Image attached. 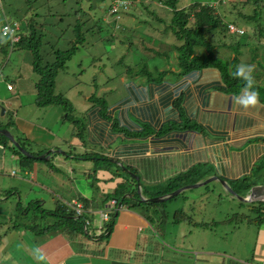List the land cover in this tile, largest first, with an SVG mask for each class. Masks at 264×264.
I'll use <instances>...</instances> for the list:
<instances>
[{
  "label": "crops",
  "instance_id": "crops-1",
  "mask_svg": "<svg viewBox=\"0 0 264 264\" xmlns=\"http://www.w3.org/2000/svg\"><path fill=\"white\" fill-rule=\"evenodd\" d=\"M256 41L260 47L254 43ZM214 52L216 58L235 63L237 67L254 66V81L264 88V69L256 73V66L259 64L255 62L257 58H264V37L261 40H236L231 44L228 42L217 46ZM173 59L175 60L172 67L165 69L167 65H161L157 70L164 79L151 81L146 78L140 83L124 80L126 96L107 99V108L99 104L89 110V141L85 142L84 146L93 143L106 147L116 157L108 159L119 162L113 171L104 162V166L96 160L88 162L91 164L90 172L95 175V186L90 185L88 181L87 184L78 186L77 181L73 182L71 178L69 179L72 182L58 181L63 175L53 178L51 170L62 169L51 167L49 170V166L45 168L43 160L40 159H37V171L39 175L44 176V181L38 183L35 178L36 168L32 163L36 159H29L32 158L31 155L25 156L12 149L8 137L5 142L0 141V190L6 189L3 174L7 165L16 166L17 169L11 170L13 177L31 185L40 184L41 189H46L56 203L55 208L45 212L42 205L39 215H52L54 220L42 228L36 223L31 230L30 226L27 227L21 221L22 215L18 208L22 207L21 213H28L32 200L27 197L24 203L19 190L14 192L18 202L13 205L12 212L16 217L19 215L20 220L19 224H13L12 217L8 216L5 224L0 223V231L4 228L7 231L6 238L0 243V264H264V224L237 221L233 216L238 210L233 204L222 210L221 220L226 221L233 217V220L224 226L229 227L230 233L238 228L242 233L235 244H231L229 251L208 250L206 245L196 244L194 239L196 233H206L208 228L213 230L210 223L213 221L214 205L219 197L222 202L228 203L235 199L223 181L228 182L238 193L235 182L252 172L258 173L256 168L260 160L264 159V107L244 108L238 104L236 97L244 87L230 85L226 81L227 73L215 67L196 73L185 72L178 67L177 59ZM216 70L222 80L216 78ZM0 73L2 74V71ZM3 78H0V81H4L6 85L12 84L6 76ZM36 82L30 84L33 87L20 86L18 93L22 106H36L27 114L25 121L28 125L18 130L15 127H7L15 140L22 145L25 144L22 142L24 137L29 140L28 144L36 145L35 141L30 140L40 120L36 104ZM7 90L14 91V85L11 90ZM25 91L32 99L23 103L21 95H24ZM257 93L260 104L264 105L261 94L258 91ZM85 98L86 101L90 99L88 96ZM6 103L9 106L6 107ZM13 104L10 98L0 97V109L5 108L3 116ZM54 115L57 116L56 113ZM62 117L64 118V113ZM0 124L2 128L5 126L1 119ZM60 124L57 132H60L64 122ZM117 124L119 127H114ZM56 125L58 126L59 122H56ZM78 138L81 139L79 136ZM82 159L91 160L82 157L76 159L71 154L63 163L68 165L71 169L69 172L72 171L73 175L79 172L81 180L90 178L85 174L88 172L83 171L88 166L80 167ZM16 161H19L17 165ZM45 162H48L46 165L51 164L50 161ZM74 162L75 166L78 162V168L73 167ZM122 166L126 167V176L119 170ZM20 167L21 170H18ZM97 169L98 172L108 170L109 173L107 176L98 177ZM189 172L190 175L193 172L192 176L185 177L181 185L192 187L165 200L163 211L153 208L145 210L140 205L130 207L131 205L126 204L117 213L111 232H105L106 222H109L110 218L104 220V209L99 207V203L105 195L111 194L117 185L122 183L123 178L126 181L134 179V189L139 198L142 196L151 199L173 191L167 190L174 185L170 184L169 180ZM257 176L260 180L256 185L264 184V169L260 170ZM217 177L223 181L217 180ZM66 191L69 192L65 193ZM129 191L126 196H135L133 190ZM69 194L72 196L69 197ZM85 198L95 201L85 213L84 219L94 218L91 229L90 223L85 224L86 235H71L62 228L46 229L59 219L53 212L60 209L61 200L67 204L74 199L83 203ZM35 200L46 202L38 198ZM240 207L243 208L242 205ZM197 212L202 216L199 219H196ZM247 212L248 208L240 210L242 214ZM98 213L102 216L100 224L95 218ZM204 213L210 217H205ZM232 221L236 224L233 225ZM249 232L253 234L251 241L247 237ZM244 236L246 238L241 240ZM201 237L207 236L204 234ZM215 253H218L219 257H216ZM41 256L43 259L39 258Z\"/></svg>",
  "mask_w": 264,
  "mask_h": 264
},
{
  "label": "rangeland",
  "instance_id": "rangeland-1",
  "mask_svg": "<svg viewBox=\"0 0 264 264\" xmlns=\"http://www.w3.org/2000/svg\"><path fill=\"white\" fill-rule=\"evenodd\" d=\"M130 15L128 17L123 18L121 21L122 24L120 27L116 28V24L114 21L113 16L109 15V13H106V10L103 9L104 16L103 18L106 21V27H104L103 31L100 28V25L98 23V26L95 24L91 27H99L98 30L94 29L91 33L87 34V39L85 41V46L82 47L79 46V50L75 52V54L72 56L70 61H68L67 67L64 71H61L56 79V94H62L67 99L70 100V102L73 105L72 113L69 112L68 119L65 118L66 115L64 114V118L62 117V114L64 111L62 110L61 106L55 105V106H47L46 108L38 107V114L40 116V120L38 121V126L35 128V131L32 133L30 140L35 141L36 145L33 146V143L28 144V139L24 137L22 139L23 144L22 148L26 149H19L17 146V151L21 152L22 155L28 156L31 155L29 159H36L34 162L32 161L34 167L36 168L35 172V178L38 180V183L44 181V176L41 174L39 175V171L37 168V159L43 160V163L45 164V168H48L49 170L51 167H59L62 169L61 171H58L57 169H52L51 172L53 174V178L56 177V175H63L61 179L58 181H73L76 182L78 186L80 184L84 185L87 184V181L90 185L95 186V175L90 172L91 170V164L88 162H94V157L98 156L101 157L102 160V166H104V163L108 164L109 168L111 170L116 169V160L108 159L109 157H115L111 154V152L103 146L91 144L89 146H84L85 142H88V133H89V110L92 107H97L99 104L103 105L100 100L94 101L91 97L94 98H105V99H111V98H120L122 96H126L125 89L123 86V81H129L134 80L137 83H140L142 81H145V79L148 77L145 73H139L140 67L142 64H147V68H150L154 78H157V80L160 79V76L157 74L156 69H152L150 65L153 63H157L158 60L160 62V65H167L165 69H169L173 66L174 60L173 56L175 52H173L172 49L166 48V44L164 40L160 41V45H162V49L166 52H164L161 57H157L155 59V62L150 59V52L148 51V47H154V49H158L160 47H156V45L159 44L158 41L154 40L155 38H152L148 33H145L144 29V19L148 20L147 23H150L152 25L145 26L147 27V32L152 33L153 28L152 26L157 23L158 15L163 14V8H160L159 2L156 1L152 5H149L148 7L145 6V4H148L150 0H130ZM193 1L197 0H183V3L180 5V8H183L184 6L189 5ZM202 1H208V0H202ZM134 2H141L139 3V6H135ZM216 1H213L215 3ZM111 3V0H106L105 4L106 6H109ZM159 7H158V6ZM107 8V7H106ZM129 9V8H128ZM221 10H224V12L227 13L226 18L224 19L225 22L227 21H233L234 25L238 28H245L246 30H249L250 24L249 22L245 21L244 19H237L235 14L230 11L231 6L230 4L224 5L220 7ZM229 11V12H228ZM233 11V10H232ZM156 12L157 14H155ZM231 12V13H230ZM98 9L95 10V14H98ZM94 14V15H95ZM141 16L142 18L140 21H138L135 16ZM169 16V14H168ZM92 24V23H91ZM91 24L87 25L90 26ZM226 33V34H225ZM224 34L226 36H222L221 32L218 33V36H214V50L220 45H224L225 43L230 42L233 43L236 40H240L241 42L250 41L252 39L257 40L256 38H248L244 37L243 35H238L237 32L234 33H228L225 32ZM156 35L160 36L158 31ZM164 37V36H163ZM212 38V39H213ZM211 39V40H212ZM222 40V41H219ZM262 38H260L261 40ZM72 40V37H67L65 42L59 43L58 47L62 50L68 49L72 45L70 42ZM146 42H145V41ZM174 41V37L172 40H170V43ZM134 43V46H131V44ZM149 43V44H147ZM162 43V44H161ZM257 46H259V42L257 43ZM223 47V46H222ZM260 47V46H259ZM258 47V48H259ZM203 52L206 51L204 48L202 50ZM28 51H8V53H3L0 51V71H2V74L0 75V78L2 79L4 76H6V79H10V82L12 85H14L15 90L14 91H8L6 83H3L4 81H0V97L4 98H10L12 100L13 107L11 109H8L7 114L3 116L2 109H0V119L4 121V127H0L1 129H8L7 127H15L16 130L22 129L23 127H26L27 124V114L31 113L32 109L34 107L32 104L23 106L20 103V99L18 98V93L20 91V86H30L31 83L34 84V82L38 81L39 77L35 73V71L32 68V54H27ZM214 52V51H213ZM253 53H255L253 51ZM214 57L215 52H214ZM143 59V63L142 60ZM173 59V60H172ZM223 64H225L226 68H228L227 71H229V74L231 76H236L235 73L237 71V65L235 63L232 64V62H228L226 60H221ZM259 65L256 66V73L261 72L262 69H264V58H257L255 61ZM139 63L141 65H139ZM225 71V70H224ZM139 74H136V73ZM256 73L254 75L256 76ZM257 78V77H256ZM4 79V78H3ZM37 91V90H36ZM21 101L24 103L25 101H29L32 99L31 96H29V93L25 91L24 95H21ZM85 96L90 97L89 101H86ZM103 102V100H102ZM9 106V104L6 103V107ZM58 107L60 109H58ZM16 110V111H15ZM57 114L54 115V114ZM22 114H25L22 115ZM32 116V114H30ZM53 116V117H52ZM5 117V118H3ZM11 119V120H10ZM67 119V120H66ZM26 120V121H25ZM49 121V122H48ZM42 122V123H41ZM56 122H59V125H56ZM60 122H64V126L62 129L60 128V132L58 128L61 125ZM0 126H2L0 124ZM46 129V130H45ZM45 130V131H44ZM77 131V135L75 136L73 131ZM1 134V133H0ZM3 135V134H2ZM78 135H80L81 139L78 138ZM5 136V135H4ZM17 137V135H16ZM7 139V138H6ZM56 140V141H55ZM9 142V141H8ZM17 142V141H16ZM10 147L12 149L15 148V144L11 141ZM92 152L94 157L91 160H84L82 159L80 161V167L82 165L88 166V168L83 169V171L86 170L85 173L90 178H84L81 180V175L79 172H75V174H72L69 172L71 169L68 167V165L63 164L67 161L68 156L72 154V156H76L77 154H84L85 152ZM10 148L7 149V153H9ZM31 154H30V153ZM9 155V154H8ZM116 158V157H115ZM50 161V165H46L45 162ZM99 161V160H98ZM19 161L15 162V165H17ZM58 162V163H57ZM104 162V163H103ZM74 168H78V162H75ZM94 168V167H93ZM17 169L16 166H10L7 165L6 170L3 174V179L6 181V189L0 190V223L5 224L4 221L6 217L11 216L13 224L17 223L19 224V215L17 217L12 212L13 205L18 202L15 191L19 190L21 197L23 199V202L25 203L27 201V197L29 200L36 201L35 199H42L43 201H46L45 203H42V205L47 209H53L55 208V199L53 196L51 197V194L46 191V189H41L40 184L31 185L28 182L19 181L18 178L13 177L11 170ZM70 169V170H69ZM21 170V167L18 169ZM78 171V169H76ZM95 170V169H93ZM92 170V171H93ZM125 169L121 167V173L123 176H126ZM127 171V170H126ZM65 172V174H64ZM84 173V172H83ZM91 173V175H90ZM107 171L98 172L99 175L107 176ZM67 176V178H66ZM71 178V180L69 179ZM123 178V177H122ZM125 179V178H123ZM71 181V182H72ZM47 185L48 183L45 182ZM61 189L62 192L63 189ZM4 190V191H3ZM9 190V191H8ZM196 190V189H195ZM8 191V192H7ZM69 191H66L67 193ZM210 196H212V193L209 192ZM72 194H69V197H71ZM105 196L103 200H100L99 207H103L104 210H108L107 207L110 205V200L105 202ZM62 204L66 203L65 201L61 200ZM239 200L237 198L233 199V201L222 202V200L218 199V202L214 205V217L213 221L210 223L212 225L213 230L208 228V231L204 233L201 231L200 235L196 233L194 236V239L196 241V244L200 245H206L208 250H212L215 252H221L226 251L230 249L231 244H235L241 235V231H239L240 228L236 229L232 233H230V229L227 226H224L223 220H221L223 213L222 210L226 207H228L229 204H233L237 208L236 213H240V210H246L248 208V205L246 203L238 202ZM163 202L159 203H149L148 205L151 206V208L156 210L163 211ZM38 203H31V206L29 208L28 213L24 214L22 211V207L18 208V212L22 215L23 223L27 225V227L30 226V229L33 230V226L39 224V226L42 228L43 225H47L48 222L53 221L52 215L47 216H39L41 215L40 209L35 207V205ZM67 204V203H66ZM65 204V205H66ZM158 204V205H157ZM242 205L243 208L240 207ZM72 206V205H71ZM70 211L75 210L74 207H68L66 206ZM115 206H113L114 211ZM158 210V211H159ZM205 217L209 218V214L204 213ZM196 219L201 218L202 216L199 215V212L196 213ZM56 217V216H55ZM19 218V219H18ZM98 221L97 223L100 224L102 221V216L100 213L97 214L95 217ZM48 219V220H47ZM94 218H92L90 221L93 224ZM231 223L236 224L234 221ZM6 226L9 227V224L6 223ZM92 225L90 224L89 228L91 229ZM39 229V228H37ZM5 228L3 231H0V243H3L5 237ZM80 234H85L80 233ZM206 235L207 237H201V235ZM230 234V235H229ZM248 240L251 241L253 239V234L249 232L248 234ZM246 238L244 236L241 240ZM228 240V241H226ZM203 254V253H201ZM216 257L218 256V253L214 254Z\"/></svg>",
  "mask_w": 264,
  "mask_h": 264
},
{
  "label": "trees",
  "instance_id": "trees-1",
  "mask_svg": "<svg viewBox=\"0 0 264 264\" xmlns=\"http://www.w3.org/2000/svg\"><path fill=\"white\" fill-rule=\"evenodd\" d=\"M113 1L114 0H111L109 6H106L104 5L106 0H0V51L6 54L9 50L28 51V55L30 53L32 54V68L39 77L36 82V104L38 107L52 105L61 106L66 115L65 118L68 119L69 112L72 113L73 105L64 95L56 94L57 76L61 71L65 70L68 61H70L75 52L79 50V46H85L87 34L94 31V29H99V27L93 28L91 26L94 24L98 26L99 24L102 31L104 27H106V21H104L105 19L103 18L105 14L102 11L103 9L106 10V13L113 16L115 23H117L116 28L124 25L121 23V20L128 17L131 11L129 6L125 8L123 1L129 0H122V5L118 11H112ZM142 1L143 0H141V2ZM156 1L159 2L160 8H163V14L157 16V23L152 26V33L147 32V27H145L150 24L147 23L148 20L144 19L143 22V30L145 33H148L152 38H155L154 40L159 42L156 47L160 48L154 49V47L151 46L147 48L151 54L150 59L153 60V62H155L157 57H161V55L166 52L164 48L162 49L163 44L161 43L162 45H160V41L164 40L165 44L167 43L166 48L169 46V48L176 53L173 57L177 59L178 67L185 72L196 73L199 70L215 67L227 73V75L225 74L226 81L230 85L235 87L245 86L246 82L242 78L231 76L225 64H223L219 58L214 57L213 47L215 45L213 37L218 36L219 32H221L222 36H226L225 32L234 33L229 29V24H234L233 21L225 22L224 19L227 13L220 9L221 6L230 4V11L236 15L235 17L237 19H244L250 24L249 30L242 28L244 32L242 34H237L248 38L256 37L257 40H260V38L264 37V0H197L183 8H180L183 0H150L145 6L148 7L154 2L156 3ZM213 1L216 2L213 3ZM141 2H134V5L139 6ZM96 9L99 11L98 14H95ZM154 13L157 14L156 12ZM135 18L140 21L142 15L135 16ZM9 19L18 20L21 23V29L19 30L20 38L15 43H12L10 37L4 35L2 31V27L9 23ZM89 24L91 25L87 26ZM157 31L160 36L156 35ZM69 36L72 37V42H70L72 46L68 49H60L58 47L59 43L63 44ZM173 37L174 41L170 43ZM219 41L222 40L219 39ZM134 45V43L131 44V46ZM204 48L206 49L205 52L202 51ZM141 61L143 63V59ZM139 65L141 64L139 63ZM150 66L152 69L156 70L161 67L159 60L157 63H153ZM139 70V73H145L148 76L147 79L151 81L157 80V78H154L151 69L147 68V64H142ZM138 72L136 74H139ZM157 74L160 76V72H157ZM162 79H164L163 76H160L159 81ZM254 88L261 94L264 101V88L260 87L255 81ZM91 98L94 101L100 100L103 104L100 105L103 108L108 107L107 99H99L98 97ZM114 127H119V124ZM72 134L77 135L78 133L74 130ZM78 136L80 137V135ZM6 140V136L0 134V141L5 142ZM14 150L17 151L16 147ZM19 153L21 154V152ZM93 153L92 151H87L84 154H77L75 158L78 159L82 157L93 159ZM22 157L27 158L25 156ZM94 159H97V161L99 160L98 162L101 163V157L96 156ZM257 168L256 172L258 173L260 170L264 169V159L260 160ZM119 170H121V168H119ZM190 173L191 172L182 174L169 180L170 184L174 185L170 186L173 188L169 187L167 190H175L182 186V180L186 179ZM258 173L255 174L252 172V174L235 182L234 186L237 188L239 194L246 196L250 193L251 188L260 180L258 178L259 176H257ZM192 174L190 176H192ZM130 180L126 181L122 179V183L118 184L111 194L105 195V202L109 199H116L118 203L121 202L131 205L130 207L140 205L143 206L145 210L151 209L150 205H146V203L136 199L139 198L138 195H136L138 193H136L134 189L136 187V182L133 178H130ZM129 190H133L134 192L135 196L132 198L129 195L126 196V194L130 192ZM92 201L93 199L91 198H85L83 200L85 208L92 207L95 202ZM41 202V200H36L31 203H38L35 207L39 208L41 211L43 208ZM247 205L249 210L247 214L236 213L233 217H235L237 221H247L258 225L264 224V202ZM61 206L60 209L53 212L54 215H58L59 219L48 228H45H62L67 230L71 235L84 233L86 219H84V217L75 218L74 211H70L65 204ZM47 210L46 208L43 209L44 212ZM233 217L223 221L224 224L233 220ZM116 218L117 212L110 214V221L105 225V232H111Z\"/></svg>",
  "mask_w": 264,
  "mask_h": 264
},
{
  "label": "clouds",
  "instance_id": "clouds-1",
  "mask_svg": "<svg viewBox=\"0 0 264 264\" xmlns=\"http://www.w3.org/2000/svg\"><path fill=\"white\" fill-rule=\"evenodd\" d=\"M11 21V23H14V22H18L19 23V26H20V28H19V30L21 29V23L18 21V20H12V19H9V22ZM240 29H242V28H240ZM253 72H254V66H252V65H241V66H238V68H237V71H236V73H235V75L237 76V77H240V78H242L245 82H246V84H245V86H244V88H243V90H242V92H241V94L238 96V97H236V100H237V103L238 104H240L242 107H244V108H249V107H257V106H260V107H264V105H262V104H260V101H259V96H258V93H257V91L255 90V88H254V77H253ZM0 75H1V73H0ZM216 78L218 79V80H222V77H221V75H220V73H219V71L218 70H216ZM8 84L9 83H7V88H8ZM10 85H12V84H10ZM12 88H13V85H12ZM9 89V88H8ZM11 90V89H10ZM17 141V140H16ZM18 142V141H17ZM21 145V144H20ZM22 146V145H21ZM20 149V148H19ZM26 150V149H25ZM27 151V150H26ZM28 152V151H27ZM30 153V152H29ZM33 153V152H32ZM31 154V153H30ZM33 154H35V153H33ZM117 163H119L118 161H116ZM124 169H126V167H124V166H122ZM129 171V170H128ZM13 173H15V172H13ZM136 177V179H137V176H135ZM138 180V179H137ZM185 186H187V185H182V186H180L179 188H182V187H185ZM256 186V185H255ZM254 187V186H253ZM179 188H177L176 190H178ZM252 189V188H251ZM176 190H173V191H171V192H168V193H166V194H162V195H159V196H163V195H167V194H170V193H172V192H174V191H176ZM188 190V189H187ZM251 191V190H250ZM184 192H186L185 190L183 191V192H181L180 194H182V193H184ZM180 194H178V195H180ZM239 194V193H238ZM177 195V196H178ZM241 195V194H240ZM249 195V194H248ZM141 196V195H140ZM159 196H156V197H159ZM242 196H244V195H242ZM247 196V195H246ZM142 197V196H141ZM141 197L140 198H136L137 200H139V201H141V202H143V203H146V202H144L142 199H141ZM175 197V196H174ZM153 198H155V197H153ZM173 198V197H172ZM170 199V198H169ZM74 200H76L78 203H81L82 205H83V211L80 213V214H78V212H77V210L75 209V210H73L74 211V213H75V217L78 219V218H80V217H84L85 218V213L88 211V208H85V205H84V203H82V202H80V201H78L77 199H74ZM165 201V200H164ZM240 201V200H239ZM242 202V201H241ZM110 205H108L107 207L109 208L108 210H104V212H103V218H104V220L106 221L108 218H110V214H112V213H114V212H119V210H120V208H122V207H124L126 204H123V203H121V202H119L118 203V201L116 200V199H111L110 200ZM244 203V202H243ZM246 204H248V203H246ZM73 206V203H72V201H70L68 204H66V206H68V207H72ZM113 206H115V209H114V211L112 212V210H113ZM74 207V206H73ZM107 214V215H106ZM88 223H90V224H92L91 223V221H90V219H86L85 220V224H88ZM107 223V222H106ZM85 228H86V225H85ZM87 230V228L85 229V231ZM87 233V232H86ZM101 234V233H100ZM40 259H43V257L41 256V257H39ZM251 264V263H250ZM262 264V263H261Z\"/></svg>",
  "mask_w": 264,
  "mask_h": 264
},
{
  "label": "water",
  "instance_id": "water-1",
  "mask_svg": "<svg viewBox=\"0 0 264 264\" xmlns=\"http://www.w3.org/2000/svg\"><path fill=\"white\" fill-rule=\"evenodd\" d=\"M4 111H5V108L3 107L2 108V112L4 113ZM0 133L5 135L6 137H8L13 142V144H15V146H18L20 149H24V148H22V146L20 145L19 142H16L13 134H11L10 131H8L6 129H1ZM137 179H139L138 176H137ZM217 180L223 181L222 179H220L218 177H217ZM223 183L225 184V186L227 187V190L229 191V193L233 197L237 198L238 200H240V201H242L244 203L253 204V203H258V202H263L264 201V184L256 185V186L252 187L249 195L242 196V195L238 194L237 192H235L234 189L229 185L228 182L225 183L223 181ZM188 187L191 188L192 185L179 188L178 190H176V191H174V192H172L170 194H167V195H163V196H159V197H155V198H151V199H146V198L141 197V199L144 202H146V203H149V202H152V203H156L157 202V203H159V202H162V201L167 200L169 198H172L174 196H177L178 194H180L184 190H187Z\"/></svg>",
  "mask_w": 264,
  "mask_h": 264
},
{
  "label": "built area",
  "instance_id": "built-area-1",
  "mask_svg": "<svg viewBox=\"0 0 264 264\" xmlns=\"http://www.w3.org/2000/svg\"><path fill=\"white\" fill-rule=\"evenodd\" d=\"M123 4L125 8H127L128 6H130V0L123 1ZM121 5H122V0H114L112 2V11H118ZM19 28L20 26L18 22L11 23L10 21L9 23L5 24L2 27V31L4 35L10 37V40L12 43H15L20 38ZM229 29L231 32H237L240 34L244 32L243 29L236 27L234 24H229ZM8 88L12 89V85L8 84ZM72 203H73L74 208L77 210L78 214H80L83 211V205L81 203H78L76 200H72ZM251 264H254V263H251Z\"/></svg>",
  "mask_w": 264,
  "mask_h": 264
}]
</instances>
